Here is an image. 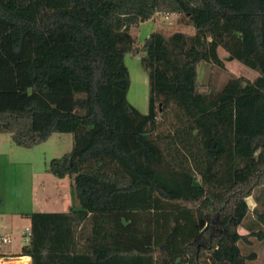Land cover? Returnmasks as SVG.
<instances>
[{
    "label": "trees",
    "instance_id": "16d2710c",
    "mask_svg": "<svg viewBox=\"0 0 264 264\" xmlns=\"http://www.w3.org/2000/svg\"><path fill=\"white\" fill-rule=\"evenodd\" d=\"M158 13L194 33L138 46L131 28ZM220 48L258 76L200 91L197 65L224 67ZM128 52L143 53L145 113L127 97ZM0 133L25 148L73 135L48 171L72 177L77 205L25 214L31 264H250L240 242L264 239V191L247 201L264 186V0H0Z\"/></svg>",
    "mask_w": 264,
    "mask_h": 264
},
{
    "label": "rangeland",
    "instance_id": "374dc122",
    "mask_svg": "<svg viewBox=\"0 0 264 264\" xmlns=\"http://www.w3.org/2000/svg\"><path fill=\"white\" fill-rule=\"evenodd\" d=\"M184 19L178 14L158 13L153 19V31L160 30L166 34L179 30L187 33H194L195 28L183 21ZM144 30V28H142ZM141 25L132 27L131 32L135 37L138 46L142 44L145 34L143 35ZM143 53L128 52L125 55V61L130 72V86L128 90V100L136 106L141 112L148 111L149 103V82L148 74L145 70L141 57ZM219 55L224 60V67L217 66L208 62H200L197 65L198 90L206 91L208 89H219L231 76H245L254 79L258 76L257 70L245 65L237 59H229L228 53L220 48ZM73 135L71 133H54L48 141L40 143L31 149L18 147L28 157L32 158L35 163L34 175V207L37 211H66L76 203L75 190L70 182L71 176L67 175L65 179H60L48 171L52 158L61 157L66 152L72 150ZM3 183L0 182V191L3 189ZM264 191V186L257 188L253 196L248 197L251 206H255V196ZM66 198V199H64ZM16 198L10 195L9 202H4L2 207L13 209L16 207ZM1 208V206H0ZM262 206L259 205V209ZM252 210V209H251ZM13 222L7 221L6 225L10 228L7 232L12 237L9 243H3V251H12L17 253L19 246L23 243L22 232H25L27 222L23 219L13 217ZM252 211L249 213L245 222L254 220ZM5 224L0 216V226ZM242 229V228H241ZM12 230V232L10 231ZM3 232V233H5ZM11 234H10V233ZM241 249L244 252L250 250L263 251L258 261H252L250 264H264V239L259 240L251 237V243L240 242Z\"/></svg>",
    "mask_w": 264,
    "mask_h": 264
},
{
    "label": "crops",
    "instance_id": "0c3cea01",
    "mask_svg": "<svg viewBox=\"0 0 264 264\" xmlns=\"http://www.w3.org/2000/svg\"><path fill=\"white\" fill-rule=\"evenodd\" d=\"M153 19L140 23L141 29L144 28V30L142 29V32L143 35L145 34V37L153 31ZM53 135L54 133L51 134L48 139H50V137H52ZM48 139L41 143L48 141ZM18 147L21 146H19L15 142L13 136L10 133H0V182L3 183V189L0 191V216L2 218V222L5 223L0 226V236H8V233L5 231H8L10 228L6 225V222H13V217L25 220L27 222L25 228L28 226L31 227L30 218L27 217L25 214L31 211H37L34 207L35 163L32 158L28 157ZM33 147H30L28 149H31ZM66 176L59 178L65 179ZM70 182L72 184V178ZM10 195L16 198V207H13V209H10L9 207H2L4 202H9ZM74 205H77V202L74 203ZM254 205L256 206V202ZM255 206H251V204H249L250 209H253ZM10 231L12 232V230ZM238 231L242 234H246L249 232L242 225L238 227ZM22 234L23 235L21 239L23 240V243L19 246L17 253H15L16 257L14 259L9 260L8 263L22 261L23 264H31V257L29 255H20L23 245L28 243L29 241H25V232H22ZM2 247L3 244L0 245V256L6 253L14 254L12 251H3ZM253 251L256 252L257 257L252 261H258L260 259L259 257H261L260 255H263L261 254L263 253V251Z\"/></svg>",
    "mask_w": 264,
    "mask_h": 264
},
{
    "label": "built area",
    "instance_id": "2783aa9c",
    "mask_svg": "<svg viewBox=\"0 0 264 264\" xmlns=\"http://www.w3.org/2000/svg\"><path fill=\"white\" fill-rule=\"evenodd\" d=\"M31 235V228L28 226L25 228V241H28ZM12 241L11 236H0V245L3 243H9ZM15 254H3L0 256V264H7V262L11 259H14Z\"/></svg>",
    "mask_w": 264,
    "mask_h": 264
},
{
    "label": "bare ground",
    "instance_id": "6f19581e",
    "mask_svg": "<svg viewBox=\"0 0 264 264\" xmlns=\"http://www.w3.org/2000/svg\"><path fill=\"white\" fill-rule=\"evenodd\" d=\"M7 264H23V263H22V261H21V262H13V263H10V262L8 263V262H7Z\"/></svg>",
    "mask_w": 264,
    "mask_h": 264
},
{
    "label": "water",
    "instance_id": "95a60500",
    "mask_svg": "<svg viewBox=\"0 0 264 264\" xmlns=\"http://www.w3.org/2000/svg\"><path fill=\"white\" fill-rule=\"evenodd\" d=\"M234 57L233 56H229V59H233Z\"/></svg>",
    "mask_w": 264,
    "mask_h": 264
}]
</instances>
